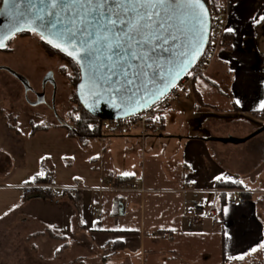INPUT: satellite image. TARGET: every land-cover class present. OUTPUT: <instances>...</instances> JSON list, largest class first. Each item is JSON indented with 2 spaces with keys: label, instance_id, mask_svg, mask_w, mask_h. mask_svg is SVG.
Returning a JSON list of instances; mask_svg holds the SVG:
<instances>
[{
  "label": "crops",
  "instance_id": "1",
  "mask_svg": "<svg viewBox=\"0 0 264 264\" xmlns=\"http://www.w3.org/2000/svg\"><path fill=\"white\" fill-rule=\"evenodd\" d=\"M220 3L229 44L211 52L202 75L171 109L157 117L159 132L148 127L144 134L139 131L126 141L128 146L144 148L137 172L116 169L104 145L98 153L90 140L81 147L64 128L29 137L30 128L25 141L31 146L41 141L42 149L29 150L23 162H33L37 170L19 184L11 183L17 166L0 172V192L21 193L0 201V238L15 241L18 235L26 244L29 235L51 231L64 239L65 246L62 249V241L43 236L31 243L32 259L21 263L10 259L7 264H264V249L259 248L264 243V130L243 143L217 141L245 139L264 127L260 108L264 102V21L259 19L264 17V0ZM5 119L0 118V145L20 135ZM196 131L200 133L192 134ZM147 137L157 140L153 143ZM91 140L105 143L102 136ZM157 143L163 148L161 153L155 152ZM1 152L0 160L5 158ZM47 175L57 187L69 190L57 202L27 197L20 190L33 177L36 181ZM106 177L130 178L145 193L92 191ZM216 181L230 187L218 188ZM233 189L245 192V204L228 205L225 192ZM221 195H226L224 201ZM214 199L217 217L195 223L187 215L209 209ZM91 207L100 208V218ZM112 244L115 252L106 251ZM253 248L257 249L254 253Z\"/></svg>",
  "mask_w": 264,
  "mask_h": 264
},
{
  "label": "snow or ice",
  "instance_id": "2",
  "mask_svg": "<svg viewBox=\"0 0 264 264\" xmlns=\"http://www.w3.org/2000/svg\"><path fill=\"white\" fill-rule=\"evenodd\" d=\"M2 3L14 10V14L0 10V15H8L14 26L0 35V49L6 47L5 41L14 33L39 34L41 40L70 57L85 72L93 109L105 97V102L119 101L118 106L127 108L137 99L147 103L150 97L163 96L199 54L207 34L208 12L202 0H2ZM259 19L264 21V17ZM185 21L194 22L198 36L196 41H189L187 48L181 43L184 36L181 26ZM23 24L27 27H22ZM260 108L264 110V102ZM32 179L34 182L35 177ZM231 182L243 184L240 180ZM259 248L264 249V243ZM256 251L252 249L253 253Z\"/></svg>",
  "mask_w": 264,
  "mask_h": 264
},
{
  "label": "rangeland",
  "instance_id": "3",
  "mask_svg": "<svg viewBox=\"0 0 264 264\" xmlns=\"http://www.w3.org/2000/svg\"><path fill=\"white\" fill-rule=\"evenodd\" d=\"M217 1L219 2V8L217 7L212 11L216 12V10L222 9L223 4L220 3V0ZM209 11L211 12V10ZM4 19L3 16H0V35H4L11 29L4 22ZM12 37L13 34L5 41L7 45L8 41L11 40L8 46L10 52H0V118H6L5 120L8 123L16 130L18 129L20 135H14L12 140L5 141L0 145L1 153L5 156L0 160V172L12 170L13 166H17L18 172L11 183L19 184L33 176L37 170L33 162L28 160L23 162L24 155L30 156L29 150L41 152L42 149L41 141L35 142L33 146L27 144L25 141L27 132L32 125H54L51 122H58L60 125L63 120L67 121L66 114L70 109L69 94L73 89L69 86L67 80L59 74V69L66 64L57 57L50 58L47 56L40 44L41 39L38 35L29 33ZM188 116L190 115L188 114ZM156 119L155 122L158 123ZM111 127L107 122L102 123L100 131L105 143L99 144V142L90 140L94 145L93 147L98 153V148L101 150L104 145L113 156L116 169L137 172L140 168L139 162L142 154H144V148L141 144L128 146L126 141L133 140L132 136H135L139 130L130 128L128 135L119 137L115 132L117 130L112 131ZM199 133V131H196L192 134ZM147 139L153 141V143L157 140L152 137H147ZM24 145L27 147L26 153H24ZM162 151L163 148L158 146L157 143L155 152L161 153ZM8 196L18 198L21 193L19 190L1 191L0 201L6 197L8 198ZM91 205L92 203L88 207L90 208ZM10 251H13L15 255L10 256L8 253ZM31 251L32 249L18 235L15 241L0 238L1 264H7L10 259H15L19 263L28 260L31 257L29 255ZM42 252L40 253L41 256L44 254ZM255 263L259 264L255 261L252 262V264ZM243 264L250 263L246 261Z\"/></svg>",
  "mask_w": 264,
  "mask_h": 264
},
{
  "label": "built area",
  "instance_id": "4",
  "mask_svg": "<svg viewBox=\"0 0 264 264\" xmlns=\"http://www.w3.org/2000/svg\"><path fill=\"white\" fill-rule=\"evenodd\" d=\"M220 10V11H219ZM223 15H225V11L218 9V11L210 12L211 19V28L210 35L208 39L207 49L200 60H202L199 64L197 63L195 67L185 75V77L179 81L177 84L173 86V88L166 93L157 103H155L149 109L139 113L133 117L123 119L120 121L107 122L110 124L111 130L115 131L117 135L124 136L127 135L130 128H137L142 134H144L145 130L148 127H152L153 131L158 132L160 130L159 124L155 122L156 117H158L162 112L169 110L173 107V105L180 99L182 93L186 91V89L192 84L195 78L201 75L208 66V61L210 59L211 52L215 50V48L219 45H228L229 41L224 38V21ZM79 116V114H78ZM258 118L262 117L261 113L257 114ZM154 120V121H153ZM102 124V123H101ZM75 189L72 188L71 191ZM20 190L23 191L24 195L27 197L32 196H51L56 197L60 195L62 192L65 193L64 190L60 189L55 185L53 178L50 175H47L45 181L42 182H30L20 186ZM92 191L102 194V193H111L116 195H126V194H135L145 193V190L136 182V181H124L118 182L115 178L106 177L101 179L99 185L92 189ZM227 194V203L229 206H239L246 203L245 192L237 189L226 191ZM94 213L97 218L101 217L100 208H94ZM189 217H192L193 221L197 223L199 220L203 218H215L217 217V211L215 209V199L211 207L207 210H201L196 213L189 211L187 213ZM164 237H168L167 234Z\"/></svg>",
  "mask_w": 264,
  "mask_h": 264
},
{
  "label": "trees",
  "instance_id": "5",
  "mask_svg": "<svg viewBox=\"0 0 264 264\" xmlns=\"http://www.w3.org/2000/svg\"><path fill=\"white\" fill-rule=\"evenodd\" d=\"M202 2L208 7L209 10L217 9L219 6V2L217 0H202ZM2 7V0H0V9ZM219 8V7H218ZM220 11V10H219ZM29 34V32H21L17 34L16 36H23ZM224 38L227 39L228 35L227 33L224 34ZM11 43V40L8 41L6 47L4 49H0V52L8 53L10 50L8 49L9 44ZM40 44L42 48H44V51L47 53V56L50 58L57 57L61 61H63L66 65L64 67H61L59 69V74L67 80V83L69 86L73 89V91L70 92L69 94V104H70V109L69 112L66 114L67 116V121L63 120L62 124L60 125H32L29 137H33L37 132H46L50 130L51 128L55 127H61L64 128L65 130L68 131L69 136L74 137L77 139L78 144L83 147L85 146L89 140L99 138L101 136V123L106 122V121H100L99 117L94 114L91 110H89L86 107H83L82 101L79 98L78 95V85L80 81L79 77V72L76 64L66 57L65 55L61 54L59 51L56 49H53L50 45L45 43L43 40L40 41ZM202 60H200L201 62ZM199 62V63H200ZM198 63V64H199ZM77 114H79L80 119H76ZM157 122L159 123V119H156ZM148 130H153L152 127H150ZM16 132H18L16 130ZM46 178L44 179H38L36 182H42L45 181ZM118 182H124V181H132L130 178H117ZM216 187H230L229 184L222 183L221 181H216L215 183ZM64 195L60 194L56 197H51V196H43L42 198L44 200L52 201V202H57L60 198H62ZM246 198V195H244ZM226 195H221V199L224 201ZM66 200L68 202H71L70 197H66ZM78 223H76V226ZM78 228V226H77ZM47 237L50 240H55V241H62V249L65 246V241L61 237H58L54 235L51 231H44L40 233H34L29 235L26 239L25 242L26 244L32 249L33 251L35 250L32 246V241L39 239L40 237ZM109 246V245H108ZM115 244L110 245L108 248H105L106 251H114L115 252ZM121 247V246H119ZM117 250V249H116ZM225 264H227V261H224Z\"/></svg>",
  "mask_w": 264,
  "mask_h": 264
},
{
  "label": "water",
  "instance_id": "6",
  "mask_svg": "<svg viewBox=\"0 0 264 264\" xmlns=\"http://www.w3.org/2000/svg\"><path fill=\"white\" fill-rule=\"evenodd\" d=\"M204 7L206 8V10L208 12V26H207L206 40H205V42L203 44V47L200 49L199 54L192 61V63L188 66L187 70L176 79L175 84H177L179 81H181L185 77V75L188 74L195 67V65L200 61V59L202 58V56L204 55V53H205V51L207 49L208 39H209V35H210V28H211V25H210L211 24V19H210V11H209L208 7L205 4H204ZM0 10H7L8 12L14 14V10L11 9V6H6L3 3H2V7H1ZM0 16H3L5 18L4 22L9 27L12 28L14 26L13 21L9 19L8 15H0ZM22 27L26 28L27 24H23ZM181 27H183V29H184V36L181 39V43L184 44L185 47L187 48L189 41L194 42V41H196L198 39V36L195 35L197 30L195 29L194 22H192V21H185L184 24ZM21 32H29V31H21ZM21 32L14 33L13 37L16 36L17 34L21 33ZM29 33H32V32H29ZM36 35L39 36V34H36ZM56 50L59 51L58 49H56ZM60 53L65 55L62 52H60ZM65 56L68 57L67 55H65ZM68 58L71 59L70 57H68ZM76 66L78 68L79 77H80V81H79V85H78L77 91H78L79 98L82 101V105H83V107L88 108L94 114H96L99 117L100 121H106V122L120 121V120H123V119H127V118H130V117H133V116H135V115H137L139 113H142L143 111L149 109L155 103H157L166 93H168L173 88V86H172V87H169L167 90H165L163 96H159L157 94V96L150 97L147 100V103H145L143 100L137 99V102L135 104H133V105L127 107V108L118 106L119 105V101H116L115 103L105 102L107 100V97H105V99L102 100L95 107V109H93L92 106H91L92 105V97L89 96L88 92H87L88 81L85 79V72L82 71V69L78 65H76ZM263 130H264V127L259 129V130H257V131H255V132H253L252 134H250L245 139L227 138V139H217V141L223 142V143H234V144L243 143V142L255 137L256 135L261 133ZM121 210H122V208L119 209V214H121Z\"/></svg>",
  "mask_w": 264,
  "mask_h": 264
},
{
  "label": "flooded vegetation",
  "instance_id": "7",
  "mask_svg": "<svg viewBox=\"0 0 264 264\" xmlns=\"http://www.w3.org/2000/svg\"><path fill=\"white\" fill-rule=\"evenodd\" d=\"M26 90H28V89L26 88Z\"/></svg>",
  "mask_w": 264,
  "mask_h": 264
}]
</instances>
